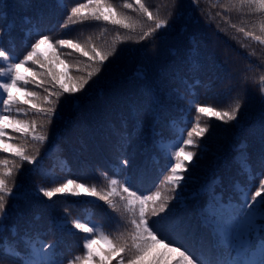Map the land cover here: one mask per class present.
Segmentation results:
<instances>
[{
  "label": "trees",
  "instance_id": "trees-1",
  "mask_svg": "<svg viewBox=\"0 0 264 264\" xmlns=\"http://www.w3.org/2000/svg\"><path fill=\"white\" fill-rule=\"evenodd\" d=\"M126 2L133 0H107L130 18L134 30L104 21L70 19L71 8L87 0H0L2 46L19 59L41 35H48L53 43L71 39L89 50L94 46L112 53L82 91L63 93L58 101L51 98L56 113L50 121L27 104L20 105L25 113H11L29 123L35 121L37 133L46 140L33 141L8 130L13 144L36 157L34 164L0 151V160L8 161L0 165V173L19 165L8 179L15 195L6 198L7 217L0 232L2 264H22L28 244L38 247L41 243L54 246L52 258L59 264H83L76 258L84 254L87 234L73 227L75 221L95 225L97 234L130 245L131 216L120 213L119 196L112 198L116 205L112 208L81 189H76L77 196L56 194L51 200L40 189L50 190L73 179L106 194L112 187L119 191L131 176L138 193L159 191L172 197L176 193L164 182L169 163H174L169 146H183L187 131L197 123L209 131L200 138L194 135L197 147L185 146L197 155L177 189L180 204L169 203L193 236L178 238L169 231L163 233L166 238L179 239L197 257L209 258L207 245L215 243L217 235L205 207L211 210L213 198L224 205L234 204L236 185L251 184L254 190L264 178V43L254 39H264V9L242 0H141L156 18L168 20L167 27L141 40L154 24L138 10L125 9ZM57 48L73 77H86L98 66L73 49ZM40 51L54 59L48 45H41ZM53 68L65 71L58 61ZM26 87L38 93L39 106L48 107L42 99L48 95L44 90L48 85ZM237 103L241 104L238 118L227 123L196 112L197 105L223 112ZM112 179L118 184L111 186ZM117 221L128 226L123 234ZM261 237L264 230L255 239ZM9 248L19 255H10ZM92 249L102 254L109 247L98 240ZM224 258L231 261L232 256L225 252ZM118 260L115 256L111 264Z\"/></svg>",
  "mask_w": 264,
  "mask_h": 264
},
{
  "label": "snow or ice",
  "instance_id": "snow-or-ice-1",
  "mask_svg": "<svg viewBox=\"0 0 264 264\" xmlns=\"http://www.w3.org/2000/svg\"><path fill=\"white\" fill-rule=\"evenodd\" d=\"M242 2L259 4L261 9H264V0H242ZM123 7L134 12L138 10L151 24H154V27L150 26L147 31L143 32L140 36L141 40L152 36L154 32L168 25V20L156 18L149 6L142 3L141 0H133L132 3L126 2ZM71 17H79L81 20L104 21L120 28L134 30L130 18L119 14L112 4L107 3V0H87V3L72 7L69 18L71 19ZM241 31L243 30L241 29ZM2 37L3 32H0V104L3 106V113L9 114L0 113V151L11 152L19 160L34 164L36 157L28 155L24 146L13 144L12 137L8 135L10 129L11 132L20 133L21 136L31 137L33 141L43 143L46 140L45 135L37 133L35 121L29 123L17 118L19 114L26 111L20 105H29V110L34 109L50 121L56 113V109L50 106L54 103L51 98L56 97L58 101L63 93L74 95L82 91L94 72L101 71V67L112 53L102 52L94 46L89 50L88 47L71 39H57L53 43L48 35H41L31 44L30 50L23 58L19 59L2 46ZM254 39L264 43V39L260 36H255ZM45 44L53 49L54 59L45 56L40 51L41 45ZM57 46L73 49L86 57L89 62L98 66L94 71L89 70L86 77H73L70 75L69 65L60 58ZM57 61L64 65V72L54 71L53 65ZM30 65H37L43 71L38 72ZM30 83H35L36 87L49 86L44 88L48 95L42 98L44 105H48V107L38 105V93L29 91L26 87ZM14 91L20 95H13ZM240 108L241 104L237 103L231 111L221 112L213 107L197 105L196 112L210 115L227 123L238 118ZM13 111L17 113V116L11 115ZM208 131V127H201L198 123L194 124L187 131L188 138L182 141L183 146L176 144L169 146L172 149L170 160H173L174 163H169L168 175L164 177V182L171 186L173 193H176L172 197L163 196L159 191L151 195L138 193L133 189L131 176L125 179L119 191L112 187L106 194L98 192L94 187L89 188L85 184L77 183L73 179H68L65 183L50 190L40 189L43 196L49 200L56 194L77 196L79 193L76 189H81L88 196L107 202L112 208L116 207L112 202L113 197L119 196L120 200L124 202V211L131 216V244L121 242V239L113 240L106 234H97L95 225L75 221L73 227L87 234L83 237L84 254L82 257H77L76 260L82 261L83 264H111V260L115 256H119L117 264H264V237L255 239L258 231L264 230V223H258V221H264V178L259 180V185L254 190L251 184L236 185L237 202L234 204L224 205L213 198L211 210L207 206L205 207L203 211L216 224L217 235L216 242L207 245L210 253L209 258L197 257L182 246L179 239L169 240L163 234L174 231L178 238H192L193 236L189 232V226L183 223L181 218L175 216L169 203L174 200L177 205L180 204V194L177 193V189L181 188L182 182L186 179L183 173L188 170V164L197 155L193 151H186L185 146L197 147L194 135L200 138ZM165 153L167 154V149H165ZM123 163L127 166L128 161L125 159ZM7 164V160H0V165L6 166ZM18 167L19 165L13 164L12 168L0 173V232H3L2 222L7 217L6 198L15 195L12 188L8 186V179L12 175V169ZM245 171L251 178L249 166L245 165ZM117 184L118 180L116 179L110 181L111 186ZM98 240L108 245L107 252L101 254L93 251L92 246ZM201 243L204 241L201 240ZM53 248V245L43 243L38 247L28 244L27 253L22 257V264H59L56 259L52 258ZM7 251L12 256L19 255L12 248ZM225 252L232 256L231 261L224 258Z\"/></svg>",
  "mask_w": 264,
  "mask_h": 264
},
{
  "label": "rangeland",
  "instance_id": "rangeland-1",
  "mask_svg": "<svg viewBox=\"0 0 264 264\" xmlns=\"http://www.w3.org/2000/svg\"><path fill=\"white\" fill-rule=\"evenodd\" d=\"M115 199H117V198L115 197ZM117 205L120 207V213L123 214V212H124V202L120 201ZM117 223L119 224L120 233L123 234L126 231V229L128 228V226L124 227L123 224H122V221L115 222L116 225H117Z\"/></svg>",
  "mask_w": 264,
  "mask_h": 264
}]
</instances>
